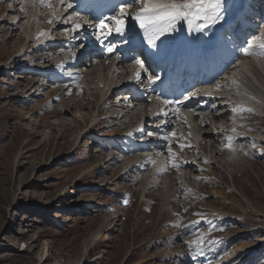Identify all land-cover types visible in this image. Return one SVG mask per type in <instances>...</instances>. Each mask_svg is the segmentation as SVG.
I'll return each mask as SVG.
<instances>
[{"label":"rangeland","instance_id":"rangeland-1","mask_svg":"<svg viewBox=\"0 0 264 264\" xmlns=\"http://www.w3.org/2000/svg\"><path fill=\"white\" fill-rule=\"evenodd\" d=\"M6 13L0 12V20ZM11 23L7 16L0 30V264H264V143L255 136L242 142L232 177L219 165L201 161L195 169L199 195L193 188L167 199L161 187L147 188L145 194L132 191L123 165L109 173L95 168L112 147L130 149L126 142L97 144V137L105 141L121 135L109 119L113 110L99 114L94 134L72 147L79 130L69 126L71 118L88 114L81 110V94L30 73L43 72L42 64L26 65L23 72L21 59L8 71L7 65L21 51L26 58L33 46L19 43L22 31L10 39ZM44 49L32 60L49 56L57 62L60 52ZM92 49L84 44L72 53L78 51L76 61L105 68V61L94 58L100 52L95 56ZM95 70L96 65L90 74ZM33 85L31 91H38L27 97ZM62 105L66 111L59 109ZM106 107L112 108L111 102ZM240 120L264 132L258 116L245 114ZM201 237L202 252L190 247Z\"/></svg>","mask_w":264,"mask_h":264},{"label":"bare ground","instance_id":"bare-ground-1","mask_svg":"<svg viewBox=\"0 0 264 264\" xmlns=\"http://www.w3.org/2000/svg\"><path fill=\"white\" fill-rule=\"evenodd\" d=\"M250 1L252 0L228 1L226 5L228 12L225 21L214 28L205 29L203 32L191 30L186 23L181 22L177 25L175 31L161 37L162 45L166 46L167 53L173 56L179 55L180 52H187L191 48L194 52H202L211 46L218 47L220 36L227 37L231 33L235 14L233 10L243 8L245 2ZM16 2H19V4L13 5V12L8 11L6 16L0 20V30L3 29L7 16H11L12 33L10 39L16 38L18 32L22 31L23 37H21L22 39L18 38L19 43L25 42V46L28 47L32 43L33 46L26 58H24L26 51H21L17 59L7 65L8 71L13 68L12 65L14 66L21 59L24 67L21 66L22 68H19V71L24 70L23 68L26 65L37 67L42 64L41 67L46 68L43 72L34 70L30 73L43 74L49 80L53 79L63 83L62 91L69 87H74L79 91L81 103H83L81 110L85 109L88 114L79 113L76 114V119L71 118L72 123H69V126H74L79 130L72 147L75 146L79 138H84L89 132L92 131L88 136L94 134V129L98 127L97 125L100 122L97 121L99 114L104 110H113L109 119L113 120L111 121L112 126L121 129V135L105 141L97 137V140H101L97 144L101 147L102 144L107 142L114 144V146H120L119 144L126 142V146L129 144L130 149L123 151L122 147H119V149L116 147L115 150L112 147L108 150L107 155L104 154L102 164L96 165L95 168L109 173L113 172L118 166L123 165L125 172L131 174L128 186L130 190L134 191L139 188L140 193L145 194L147 188L161 187V197L165 196L167 199L177 190L186 194L190 188H193L199 195L200 185L198 182L200 180L197 178L199 174L196 173L195 169L199 168L201 161H207L205 162L208 165L207 167L219 165L224 169V172L229 173L231 176L232 172L236 170V162L241 158L240 146L242 142L255 136L258 142L264 143V136H262L264 132L260 128H251L240 120L245 114L260 116L259 118L264 120V62L262 61L264 57L259 55H244L241 57L242 67L234 68L231 71L233 73V77H231L233 83L228 84L223 80H217L214 85L207 89L209 95L202 91L200 94L202 99L199 100L193 110L177 112L171 108L172 106L164 107L160 104L156 108H149L144 86L146 77L142 75L139 80L134 78L138 66L136 64H125L122 55L124 51L122 49L118 50L120 49L118 44L112 45L115 48L116 55L111 56V53L107 51L109 38L111 40L126 38L131 47L146 45L147 42L143 39V31L139 29L138 23L129 19L127 21L128 30L123 36L113 32L105 38L101 34V40L103 41L101 43L100 40L96 39V36L100 34L98 30L89 26L82 28L74 36L71 33L65 34V30L71 29L72 24H66L63 20L74 14L73 7L67 9V11L58 12L59 19H52L47 8L38 6V0H17ZM53 3L57 8L60 7L57 0H53ZM21 7L24 8V11H21ZM136 8H131L128 11L135 12ZM253 14L250 11L244 13L248 20L246 21L247 25L243 28L245 31L250 30V27H248V23H250L249 25L254 34L264 31V23H260L256 17L251 18ZM17 18L19 20L15 23L13 20ZM49 19H52V23H48ZM41 23H45L44 29L40 28ZM46 26L47 29H45ZM261 26L262 30H260ZM50 28L49 35L45 36ZM178 41L181 44L188 43V45L181 46ZM245 41L243 40L241 49L246 46ZM158 43L160 44L159 41ZM84 44L92 45L96 49L95 56L99 52V56L104 55V59L99 58V56L97 58L102 59V62L105 61V68L102 69V64H94L91 61V69L87 71L84 67L85 65L90 66L88 62L76 61L78 51L74 52L73 55L72 49L80 50ZM126 44H123V46ZM46 47L60 52L57 62L54 60L55 57L53 61L52 59L49 60V56H46L45 60H35L36 62H34L32 55L45 50ZM235 51L238 53L240 50L233 47L231 54H234ZM134 52L135 50H131L130 53L134 54ZM206 59L209 61L203 53V61L207 62ZM139 60L141 59L139 58ZM94 65H96V70L95 75H92L90 72L94 70ZM10 72L14 74L15 68ZM217 85H219V88H217ZM34 86L28 90L29 95L27 94V97H32L38 91L36 89L34 93L31 91ZM43 86L44 90L49 88H45L46 85ZM223 95L226 98L222 99L220 97ZM112 97L117 98V101H113ZM109 102H111L112 108L108 109L106 106ZM207 104L211 106L200 110ZM234 107L251 109V111L241 112L237 110V113L233 115L232 109ZM59 109L66 111L67 107L62 105ZM71 109L75 108L72 107ZM225 117H227L225 120L228 117L233 120L225 122L223 120ZM233 128L235 132L232 131ZM173 133L175 135H172ZM228 136L233 137L231 148L227 146L225 139ZM169 149L174 155L169 154ZM101 152L98 151L100 156H103ZM153 160L155 163H151ZM173 162L177 165L176 167H172ZM160 169L164 170L160 171ZM125 172L124 174H126ZM126 192L128 194L130 191L126 190ZM215 194L220 195L216 192ZM89 247H84L81 254H84ZM240 260L244 262L247 258L242 257ZM254 262L253 264H255Z\"/></svg>","mask_w":264,"mask_h":264},{"label":"snow or ice","instance_id":"snow-or-ice-1","mask_svg":"<svg viewBox=\"0 0 264 264\" xmlns=\"http://www.w3.org/2000/svg\"><path fill=\"white\" fill-rule=\"evenodd\" d=\"M57 3L60 6L59 8L56 7L53 0H38V6L47 8L52 19H59L58 12L67 11V9L73 7L71 0H57ZM133 5H137L136 11L129 12L128 9L133 7ZM226 5L227 0H122L118 11L111 16L100 18L97 22L89 20L86 17L75 15L65 18L63 22L72 24L71 29L65 30L66 35L71 33L74 36L87 25L98 30L100 34L96 36V39L103 43L101 34L105 38L113 32L123 36L128 30L127 21L131 19L138 23L139 29L143 31V39L147 42L149 49L148 55H159L160 44L163 43L161 37L175 31L179 23L184 22L188 25L189 29L197 32L214 28L225 21L228 12ZM21 11H24L23 7H21ZM52 19H49L48 23H52ZM158 41L160 44H158ZM245 44L246 46L243 48V51L246 55H259L264 57V31L253 34L250 38L246 39ZM152 50H155V53ZM107 51L112 53L115 49L109 45ZM136 65L138 66V70L135 72L134 78L139 80L141 78L140 70L147 73L150 69L146 67V61L144 60H136ZM146 79L151 85L155 84L160 79V76L153 72L147 75ZM217 88H219V85H217ZM196 95H198L197 92H191V96ZM157 100H160V97H157ZM162 103L168 105L173 103V101L163 100ZM178 103H183V101H179ZM237 110L241 112L251 111V109H244L242 107L233 108L234 112ZM175 111L178 112L179 109L177 108ZM232 131L235 132V129L233 128ZM172 135H175V133ZM225 139L227 146L231 148L233 137L228 136ZM181 147L183 148V145ZM169 154L174 155L171 153V149H169ZM151 163H155V161L153 160ZM176 166L173 162L172 167ZM163 170L160 169V171ZM202 243L203 238L201 237L191 242L190 247L196 245L197 250L202 252V248L200 247Z\"/></svg>","mask_w":264,"mask_h":264}]
</instances>
